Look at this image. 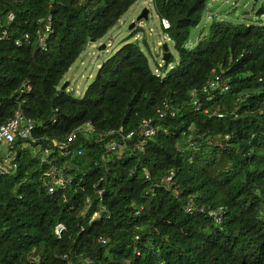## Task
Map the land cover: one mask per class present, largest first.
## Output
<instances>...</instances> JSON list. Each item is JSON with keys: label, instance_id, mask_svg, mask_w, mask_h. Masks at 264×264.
Wrapping results in <instances>:
<instances>
[{"label": "trees", "instance_id": "trees-1", "mask_svg": "<svg viewBox=\"0 0 264 264\" xmlns=\"http://www.w3.org/2000/svg\"><path fill=\"white\" fill-rule=\"evenodd\" d=\"M137 1L0 0V125L17 113L35 121L32 138L12 145L14 171L0 175V264H264V21L215 19L191 47L210 0H152L170 22L172 68L152 70L129 42L136 25L83 95L59 86ZM215 73L229 90L204 91ZM164 102L175 116L158 117ZM144 117H156L151 138ZM86 122L92 130L67 147L82 155L66 154L56 143ZM51 170L71 182L51 192Z\"/></svg>", "mask_w": 264, "mask_h": 264}, {"label": "rangeland", "instance_id": "rangeland-1", "mask_svg": "<svg viewBox=\"0 0 264 264\" xmlns=\"http://www.w3.org/2000/svg\"><path fill=\"white\" fill-rule=\"evenodd\" d=\"M261 7H264V0H210L201 22L191 28L187 46L196 45L201 38L208 35L210 25L215 19L245 24L263 22L264 14L257 15V11ZM146 8L149 10L148 18L139 20V16ZM134 22L137 26L143 27V30H140L129 42H138L141 45L148 56L150 67L160 75L157 70V63L162 62L164 44L168 45L169 52L173 53L176 58H178V52L174 41L161 26V20L153 1L138 0L101 40L95 43L90 42L87 45L65 74L59 86L63 87L68 82L67 90L69 92L75 96L83 95L96 76L102 62L112 55L123 44V40L130 35L133 29L131 25ZM144 36L147 37L148 46L143 42ZM102 45L105 47L100 49ZM160 70L164 72L163 69Z\"/></svg>", "mask_w": 264, "mask_h": 264}, {"label": "built area", "instance_id": "built-area-1", "mask_svg": "<svg viewBox=\"0 0 264 264\" xmlns=\"http://www.w3.org/2000/svg\"><path fill=\"white\" fill-rule=\"evenodd\" d=\"M152 1V0H150ZM15 18V15L13 12H10L8 15V21H13ZM161 24L163 28L168 29L170 27V22L167 18L161 19ZM52 31V24H51V17H48V23L45 25V29L40 35L38 36V42L41 47L46 48L47 45V37L49 32ZM3 38L8 37L7 31L4 32ZM30 38L29 34H25V40L28 41ZM22 40L19 39L17 41V44H21ZM162 52V51H161ZM162 54H164L162 52ZM165 62V64H163ZM174 66L173 62H168L167 60L162 59V62L157 63V70L158 73L163 74V72L160 69H163L164 71L170 67L172 68ZM230 85L227 80L223 79V76L221 73H215L214 76L209 80V83L204 86V91L207 90H222L227 91L229 90ZM27 90L31 89V86L28 85L26 88ZM24 88H22L21 91H23ZM193 103L200 107L202 105V102L200 98L198 97V90L197 88L193 89L191 91ZM207 98H210V96H207ZM213 112L218 116L222 117L224 114L222 112V108L219 105H213ZM208 111V110H206ZM158 117L164 118L168 115L175 116L177 113L176 108L171 105L169 102H164L163 106L160 107L157 110ZM155 118L156 117H144L141 121V134L144 138H151L156 135L157 133V126L155 125ZM35 128V121L31 118H24L20 113H17L15 117L11 118L9 121L3 123L0 125V175H6L12 173L15 168V164L12 161V157L14 155V152L12 151V145L16 140V137L19 136L23 139L32 138V132ZM93 126L91 122H86L82 126H79L77 129H75L71 134L68 135L67 140L59 141L56 144L61 146L62 149L71 147V142H73L78 135L79 130L83 129H91ZM132 136V133L127 135V138H130ZM117 145L116 142H112L109 145L110 149H114ZM65 152L72 153V157L75 156L77 153L78 155H82L83 150L76 148V150L68 149ZM33 151L36 153L37 149L34 148ZM49 149H46V152H48ZM46 177H49L50 180H45V183L49 185V190L53 192L56 189V186L58 185H65L66 183L71 182V177L63 175L61 171L59 170H51L46 173ZM173 177V174H170L168 176V180H171ZM192 208L189 207L188 210L190 211ZM210 215H213L217 221L221 220V216L218 214L217 211H210ZM65 229V225L63 223H59L55 226V230L57 234H61L62 231ZM101 242H106L107 239L104 237L100 238Z\"/></svg>", "mask_w": 264, "mask_h": 264}, {"label": "water", "instance_id": "water-1", "mask_svg": "<svg viewBox=\"0 0 264 264\" xmlns=\"http://www.w3.org/2000/svg\"><path fill=\"white\" fill-rule=\"evenodd\" d=\"M262 14H264V8L263 7H261L258 11H257V15H262ZM148 16H149V10L146 8V9H144L143 10V12H142V14L139 16V20H141V19H147L148 18ZM135 25H136V23L134 22L132 25H131V28H134L135 27ZM91 42H95L94 40H92ZM105 47V45H102L101 47H100V49H102V48H104ZM164 55H163V58H164V60H168V57H169V55L171 54V52H169V48H168V45L167 44H164ZM68 87V82H66L64 85H63V89H66Z\"/></svg>", "mask_w": 264, "mask_h": 264}, {"label": "crops", "instance_id": "crops-1", "mask_svg": "<svg viewBox=\"0 0 264 264\" xmlns=\"http://www.w3.org/2000/svg\"><path fill=\"white\" fill-rule=\"evenodd\" d=\"M146 37V36H145ZM146 39H147V37H146Z\"/></svg>", "mask_w": 264, "mask_h": 264}]
</instances>
